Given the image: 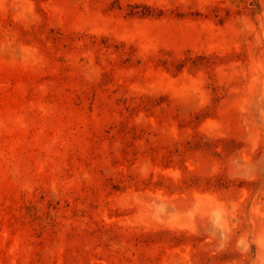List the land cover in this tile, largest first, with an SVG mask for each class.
<instances>
[{"label": "rangeland", "instance_id": "1", "mask_svg": "<svg viewBox=\"0 0 264 264\" xmlns=\"http://www.w3.org/2000/svg\"><path fill=\"white\" fill-rule=\"evenodd\" d=\"M0 264H264V0H0Z\"/></svg>", "mask_w": 264, "mask_h": 264}]
</instances>
